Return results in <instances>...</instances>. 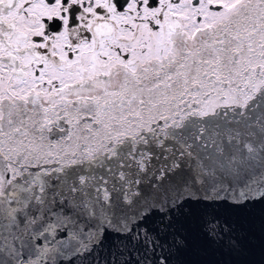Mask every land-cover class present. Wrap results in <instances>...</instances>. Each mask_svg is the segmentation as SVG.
I'll return each mask as SVG.
<instances>
[{"label":"snow or ice","instance_id":"1","mask_svg":"<svg viewBox=\"0 0 264 264\" xmlns=\"http://www.w3.org/2000/svg\"><path fill=\"white\" fill-rule=\"evenodd\" d=\"M257 240L264 0H0V264Z\"/></svg>","mask_w":264,"mask_h":264},{"label":"water","instance_id":"2","mask_svg":"<svg viewBox=\"0 0 264 264\" xmlns=\"http://www.w3.org/2000/svg\"><path fill=\"white\" fill-rule=\"evenodd\" d=\"M186 259L198 261L200 264H213L217 260L227 258L221 257L219 253L213 252L212 250H207L200 253H191ZM236 259L242 260L244 264H264V249L261 248L259 240H257L255 246L247 256Z\"/></svg>","mask_w":264,"mask_h":264}]
</instances>
